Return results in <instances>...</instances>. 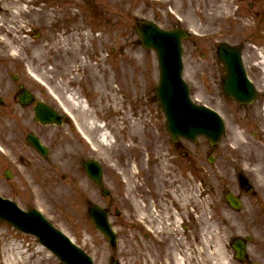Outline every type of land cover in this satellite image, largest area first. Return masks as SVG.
Segmentation results:
<instances>
[{"label":"rangeland","instance_id":"374dc122","mask_svg":"<svg viewBox=\"0 0 264 264\" xmlns=\"http://www.w3.org/2000/svg\"><path fill=\"white\" fill-rule=\"evenodd\" d=\"M4 1L0 0V7ZM8 1L11 3L12 0ZM10 8H12L11 4ZM0 12V27L2 26L0 29V47L3 48V50L0 49V56L7 57L8 51H20V39L22 40L23 37L18 39L17 31L14 28V25L19 23L16 15L9 13L6 16L2 13L1 8ZM4 29L13 30L14 33H9L8 37L5 32L2 33ZM142 51L138 48L134 51L126 49L119 55V59L121 57L118 71L120 84L115 87L116 89H122L121 93H124V96L122 94L118 95V100L122 102L118 105V108H123L122 111L128 113L130 111L129 106L138 109L134 105V103L138 105L134 97L141 98L145 94L146 84L148 86L152 84L153 93L157 86L159 71L156 54L151 51ZM34 53L30 54L31 56L26 63L38 69L42 59H47L48 55L45 53L44 56L38 59V57H34ZM125 54L126 56H124ZM133 55H136V58ZM11 58L16 61L19 60L20 55H11ZM184 61L186 76L191 85L193 97L201 103L218 109L228 122V130L218 145L210 146L206 140L202 139L196 147H193L198 150L192 151L198 157L195 176L199 177L201 181L194 180L193 191H195L196 196L200 195L201 198L202 224H206L205 217L210 220L208 230H210L211 242L210 245L207 243L201 245V259L206 260L208 264H225L220 261L216 254V247L223 245L225 256L231 260V264H245L233 257L230 240L250 235L254 238V244H251L249 248L250 251H253V257L264 260V82L256 77L253 78L261 96L255 104L241 108L224 94L222 85L218 82L216 75L219 71L221 74L223 71L224 75V70L214 52L208 53L205 57L201 54L191 55L187 52ZM42 64L46 65L43 69L48 71L49 63L43 62ZM199 70H202V74H206L200 76ZM213 74L215 78H213ZM134 76H136L135 85L132 82ZM146 79H150L151 82L146 83ZM88 80L90 81L89 85L83 84L78 89L79 92L83 88L82 98L86 96L89 104V108L84 109L81 107L79 109L78 117L82 124L85 125L90 121L89 119L95 118L98 121L105 120L107 127H111L113 123L121 121V111L119 109L115 110L108 107L110 109L108 114L101 111L103 107L113 106L112 97L109 94L101 100L100 91L102 88L96 84H94V86L96 85L94 88L90 84L91 78ZM123 86L129 93L124 92ZM65 89L67 93L75 88L65 85ZM126 97L129 98V103L126 102ZM260 100H262V105H260ZM145 104L148 110L152 111L155 124L159 123L161 125V121L165 122L155 97L153 100L147 98ZM245 112L250 113L248 118H245ZM240 124L243 126L240 127ZM8 128L4 130L0 126V145L12 153V151H17L16 146L12 143V137L20 138L22 133H12L13 130L10 127ZM237 131H241L242 138L238 137ZM97 132L93 131V135L97 136ZM119 136L125 138V131L120 135L118 134ZM120 141L123 140L120 139ZM81 144L85 147L82 142ZM18 154L19 151L15 156L9 155L6 157L0 153V193L2 195L14 199L25 209L37 207L42 210L57 227L86 250L93 257L96 264H111L114 259L121 261L123 264H132L130 235L127 228H124L118 222L113 223L119 235L117 248H111L94 228L87 213V201H97L99 196L97 189L86 177L82 166L56 167L57 176L54 173L55 170H52L49 173L51 175L49 182L42 176L38 177L39 172L38 178L35 177L36 173L33 174L35 168L40 169L36 166L37 162L34 165L18 162ZM210 154L214 157V162L211 164L208 162ZM7 167L14 172L12 181H7L2 176L3 170ZM111 168L107 166L108 174L111 172ZM170 168H172V172L171 170L166 172L172 179L170 186L177 183L178 195L181 196L184 192L186 194L188 192L189 175L183 179L176 167L168 165V169ZM239 172H244L250 178L254 184V192L246 193L240 190L237 180ZM61 174L68 175L67 181L61 180ZM112 175L109 174L106 180L110 188L114 190L113 187L116 188L118 183ZM35 178L39 182V186L35 183ZM24 179L28 181L21 183L20 181ZM181 183H184L185 187L179 186ZM156 185L162 186L160 183ZM226 191H232L242 196V210L236 212L228 206L224 199ZM116 195L120 197L122 193L117 191L116 194L114 193V196ZM116 204L118 205V200ZM113 211L112 206V221L116 219ZM126 217L128 219V215ZM122 223L127 225L128 221ZM205 231V227H203L202 236ZM7 259L13 262L12 264H62L52 253L42 248L35 237L25 235L0 221V264H4ZM195 260H197L196 257Z\"/></svg>","mask_w":264,"mask_h":264},{"label":"water","instance_id":"95a60500","mask_svg":"<svg viewBox=\"0 0 264 264\" xmlns=\"http://www.w3.org/2000/svg\"><path fill=\"white\" fill-rule=\"evenodd\" d=\"M144 42L146 45L156 48L160 54L162 80L158 94L167 113L170 129L175 133L192 138L200 133L206 134L212 142H216L221 133L220 121L213 113L192 106L188 100L186 87L180 79L181 62L178 43L175 39H167L159 33L145 35ZM221 53L231 73L230 79L226 81V90L243 99V93L248 90L250 85L244 76L239 53L227 47ZM234 201L238 204L236 200ZM0 207L5 209V211L0 210L1 217L8 219L27 232L35 233L40 237L42 243L67 263L91 264L83 253L72 246L60 232L47 224L37 212H19L9 201H0ZM93 217L100 230L114 241L112 229L102 210L94 208ZM31 220L33 221L30 224L25 223ZM237 256L242 257L241 250Z\"/></svg>","mask_w":264,"mask_h":264},{"label":"flooded vegetation","instance_id":"af4514ba","mask_svg":"<svg viewBox=\"0 0 264 264\" xmlns=\"http://www.w3.org/2000/svg\"><path fill=\"white\" fill-rule=\"evenodd\" d=\"M76 1H79L80 3H77ZM59 2L62 6L57 9L55 14L54 29L56 32H59L60 30L67 32L69 29H72V25L80 18L91 21L93 26H97L98 23L103 22L106 17L109 18L106 20L107 23L110 24V20L112 21L111 25L113 26L114 34H118L120 31L121 8L118 0H59ZM67 3L70 6L72 4L76 5L78 7L77 11L72 9L71 11L65 10L63 7H65V4ZM233 3L239 5L240 10L237 14L238 17L253 28V33L250 37L264 39V0H234ZM63 17L65 20L60 21ZM11 78L14 79L12 83L14 88L7 91L6 99L3 101V108L6 109V115L10 116L9 114L15 112V107H19L23 110L22 117H25V109L28 108L31 112H34L35 105L32 104L26 107L21 103L23 89H20V87L23 82L27 84L24 76L20 73L18 74V77H16L11 73ZM3 90L5 91V89ZM176 213V218L180 220L181 227L188 230V234L184 235L183 238L189 242L194 236L196 237L198 233L197 222L194 221L193 216L186 217L184 212ZM171 222L174 223V219H170L169 224ZM152 226H154V224H152ZM136 227L137 224L132 222L131 228L136 229Z\"/></svg>","mask_w":264,"mask_h":264},{"label":"bare ground","instance_id":"6f19581e","mask_svg":"<svg viewBox=\"0 0 264 264\" xmlns=\"http://www.w3.org/2000/svg\"><path fill=\"white\" fill-rule=\"evenodd\" d=\"M7 1L8 0H5V3H4L5 6L7 5ZM3 8H5V7L3 6ZM17 9H19V8H17ZM113 97H114V102H113L114 109L115 110H118L119 109L118 108V105L121 104V102L116 100V92H114ZM69 98L75 104L81 105V103H82L81 101H78L76 99V97L73 96V95H70ZM124 116L127 117V113H124ZM122 119L124 121H126L129 118L128 119L122 118ZM88 124H89L91 130H98L100 132V134H99V141L102 140L104 143H110L111 142V136L108 134L107 131H105L103 128H100L98 126V124H97V122H96L95 119L90 120L88 122ZM124 130H125V138L124 139L127 140V141L128 140H131L132 138L137 137V134L140 133V129L138 128V125L137 124H132V123L129 124V125H127L124 128ZM125 140H123V141H125ZM140 142H142V141H140ZM123 148H125L126 150H129V149L130 150H139L140 149L137 145H128V146L123 147ZM123 175L125 177L128 176L127 183L129 182V180H131L133 178L132 172H129V171H124L123 172ZM216 250H217L216 251V254H217L218 258L220 259V261H222L225 264H228L229 262H228V260H227V258L225 256L223 247L221 245H218V247H216ZM12 263L13 262H10L9 259H7L6 261H4V264H12ZM175 264H183V263H182L181 259L177 257L176 260H175Z\"/></svg>","mask_w":264,"mask_h":264}]
</instances>
